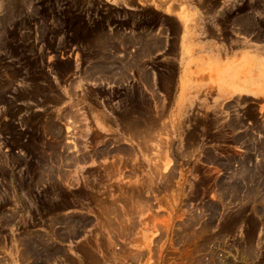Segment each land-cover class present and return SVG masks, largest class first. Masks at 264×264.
I'll return each instance as SVG.
<instances>
[{
  "label": "rangeland",
  "instance_id": "obj_1",
  "mask_svg": "<svg viewBox=\"0 0 264 264\" xmlns=\"http://www.w3.org/2000/svg\"><path fill=\"white\" fill-rule=\"evenodd\" d=\"M155 5L0 0V264H264V0Z\"/></svg>",
  "mask_w": 264,
  "mask_h": 264
},
{
  "label": "crops",
  "instance_id": "obj_2",
  "mask_svg": "<svg viewBox=\"0 0 264 264\" xmlns=\"http://www.w3.org/2000/svg\"><path fill=\"white\" fill-rule=\"evenodd\" d=\"M103 1L108 2L112 5H118L120 7L128 8V9L140 8L142 5L156 6L155 4L157 3V1L162 2V0H103ZM167 6L165 5V8L162 7V10L166 9Z\"/></svg>",
  "mask_w": 264,
  "mask_h": 264
},
{
  "label": "bare ground",
  "instance_id": "obj_3",
  "mask_svg": "<svg viewBox=\"0 0 264 264\" xmlns=\"http://www.w3.org/2000/svg\"><path fill=\"white\" fill-rule=\"evenodd\" d=\"M252 1V0H251ZM253 5V4H252ZM251 8V7H250ZM251 14V13H250ZM73 228V227H72Z\"/></svg>",
  "mask_w": 264,
  "mask_h": 264
}]
</instances>
